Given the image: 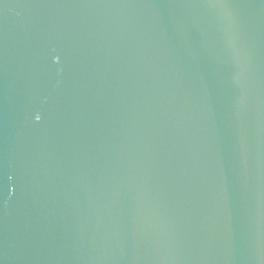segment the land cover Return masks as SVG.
<instances>
[{
	"label": "water",
	"instance_id": "water-1",
	"mask_svg": "<svg viewBox=\"0 0 264 264\" xmlns=\"http://www.w3.org/2000/svg\"><path fill=\"white\" fill-rule=\"evenodd\" d=\"M0 264H264V0H0Z\"/></svg>",
	"mask_w": 264,
	"mask_h": 264
}]
</instances>
